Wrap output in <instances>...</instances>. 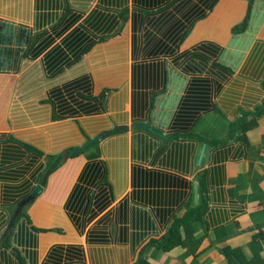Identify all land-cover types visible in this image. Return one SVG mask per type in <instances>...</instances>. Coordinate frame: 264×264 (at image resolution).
Returning <instances> with one entry per match:
<instances>
[{
    "label": "crops",
    "instance_id": "1",
    "mask_svg": "<svg viewBox=\"0 0 264 264\" xmlns=\"http://www.w3.org/2000/svg\"><path fill=\"white\" fill-rule=\"evenodd\" d=\"M263 7L264 0H0V29L7 25L14 31L11 43L0 40V242L13 229L3 236L19 201L61 158L43 191L14 223L26 220L35 236L36 262L26 247V264H264V115L245 139L234 136L224 145L204 143L215 140L206 129L196 133L198 140H169L176 132L172 121L161 127L155 113L174 114L184 87L170 90L174 109L157 111L151 91L141 90L134 78L152 65L167 79H197L192 74L198 72L188 67L207 59L210 46L217 47L201 75L211 79L213 109L191 128L195 133L206 116L214 123L220 113L227 117L226 138L231 123L251 118L264 104ZM244 19L253 39L242 57L232 58L240 54L228 46L232 28ZM77 29L92 37L90 52L70 66L55 65L53 54L65 50L67 37ZM45 39L52 45L41 47ZM220 66L233 72L222 76ZM107 89L112 93L99 102ZM164 93L156 89L153 97ZM141 123L161 138L143 158L132 144L143 130L133 125ZM117 126L127 131L84 148ZM178 144L191 145L189 160L180 170L160 165ZM76 149L82 152L71 155ZM203 173V194L198 186V203L202 194L207 204L202 222L180 230L183 245L170 251L150 247L172 219L198 205L194 184ZM157 175L173 184L146 180ZM143 218L149 222L141 223ZM11 254L0 246V264L18 263Z\"/></svg>",
    "mask_w": 264,
    "mask_h": 264
},
{
    "label": "trees",
    "instance_id": "2",
    "mask_svg": "<svg viewBox=\"0 0 264 264\" xmlns=\"http://www.w3.org/2000/svg\"><path fill=\"white\" fill-rule=\"evenodd\" d=\"M55 1V0H54ZM264 10V7L262 8ZM236 16L239 14V9H235ZM238 17V16H237ZM247 22L244 19L242 22L238 23L237 26L232 28V39L229 41V47H234L239 49L240 54H231L230 57L232 58H240L249 48L253 36L247 34ZM13 28L7 25H3L0 29V40L2 43H11L14 37ZM39 37H43V34L38 35ZM20 44L24 45L27 42L26 36L21 33L19 36ZM240 40V41H239ZM92 41V37L88 33V31H83L80 29L75 30L74 33L67 37V41L65 43V50L58 49L59 54H53V58L55 61V65L61 66L63 64L71 65L73 63L79 62L86 54H88L92 48L89 43ZM53 41L51 42L50 39H45V42L41 44V47L47 48L51 46ZM90 46V48H88ZM217 47H209L208 51V58L200 61L196 64H191L188 67V70L191 72H198L193 73V76L199 75L193 80H189L185 82L182 78L183 75H175L173 78L167 79V76L164 74L162 68L158 66L153 67L152 65H148L143 67L140 70V75H134L136 82H138V87L144 91H151V105L152 108L158 107L162 110H166L168 107H172L171 109L175 108L176 99L173 97L175 92L170 90H178L182 89L183 95L178 102V109L172 115L170 113H155V123L161 127H164L165 122L172 121V127L175 133L168 135L169 140L177 139L178 141H183L184 139L189 140H198L196 138V134L192 131L191 126L195 124V122L203 115L211 113L213 109L211 93L212 91V83L211 79L202 77L201 75L205 72V66L207 62L212 61V55L218 52ZM2 50H0V54ZM4 55L1 54V57ZM226 53V57H227ZM214 64V63H213ZM215 65V64H214ZM224 72L221 73L223 76L224 74H231L233 69L225 66H220ZM186 73H184L185 75ZM264 82V81H263ZM169 88V90H168ZM159 90L162 93L168 90L167 93H164L155 100L153 97V91ZM112 90L107 89L104 90L103 93L98 97V101L103 103L110 94ZM147 96V95H146ZM142 99H144V95H142ZM105 107V104H104ZM158 111V110H157ZM264 115V104L256 108V111L249 116L242 117L237 121H234L229 126L228 136L222 139L217 140H205L203 142L210 145V146H220L224 145L228 142L229 139L236 136L237 139H245V134L252 128L256 126V122L258 118ZM152 122V121H151ZM171 123V122H170ZM148 128V126H147ZM143 129L138 130L136 136L132 137V144L134 146V152H138L137 156H147L149 155L152 150H156L157 142L156 139L161 140V138L150 131V129ZM142 129V128H141ZM190 130V131H188ZM127 128L124 126H117L113 130L106 132L107 135H116L122 134L126 132ZM155 131H159L155 129ZM153 138V139H152ZM155 139V140H154ZM98 142H95L96 144ZM167 144V142H164ZM164 144V145H165ZM181 146H174L166 156L163 158L162 161L159 162L160 165H168L175 170H180L183 163L185 162L184 159L187 161L189 160V155L192 152L191 145H184L178 144ZM164 146H158L156 153L153 155L154 157H158L160 153L164 150ZM142 155V156H141ZM162 175H157L156 177L146 176V180L156 181L154 183L158 184H173L170 179H166ZM199 192L203 194L205 192V173L197 177ZM177 186H185L184 182L174 181ZM202 194H199V203L198 205L194 206L193 201L191 200L190 204L192 206L187 207L185 211H183L182 215L175 217L172 219L166 234L162 236L160 239L151 241L148 245L150 247H155L161 251H170L171 249L183 245V241H181L180 230L183 227L190 226L196 222H202V217L206 210V197ZM146 214V213H145ZM20 216H24V213ZM27 217V216H26ZM149 222L148 218H143L141 223ZM32 228L28 224V222L24 219H18L16 224L14 225L12 231L7 235V237L0 242V246L5 250L11 249L12 254L10 259L15 256L18 259V263L15 264H26V256H28V252L26 251V247L30 248L31 257L36 262V252L32 250L35 246V241L33 239L35 236L31 231ZM190 251H194V248L190 247ZM12 264V262L10 263ZM137 264H146L145 261L140 260Z\"/></svg>",
    "mask_w": 264,
    "mask_h": 264
},
{
    "label": "water",
    "instance_id": "3",
    "mask_svg": "<svg viewBox=\"0 0 264 264\" xmlns=\"http://www.w3.org/2000/svg\"><path fill=\"white\" fill-rule=\"evenodd\" d=\"M147 124L148 123H141V124H134L133 128H142V129H146L147 128ZM107 134H101L98 137H96L95 139H92L91 141L87 142L84 145V148L91 145L92 143H94L95 141L101 140L103 137H107ZM162 137V135H160ZM204 150H205V144L202 145L201 150L199 152L198 158H197V166L201 165L202 159H203V154H204ZM77 152H82L81 150H74L71 155L77 153ZM61 160V158H58L57 161L54 162V164L51 165V168H55V166L58 164V162ZM50 170L47 172V174L45 175L43 181L41 182V184L37 185L35 187V189L33 190L32 194H30L27 197L22 198L19 203L17 204V209L14 211L12 218L10 219L7 229L4 233L3 236H6L8 234V232L13 228L14 223L16 218L22 213L23 208L25 207V205L31 201H34V199L43 191V188L45 186V183L47 181V178L49 176ZM194 203L197 204L198 203V184L195 183L194 184Z\"/></svg>",
    "mask_w": 264,
    "mask_h": 264
},
{
    "label": "rangeland",
    "instance_id": "4",
    "mask_svg": "<svg viewBox=\"0 0 264 264\" xmlns=\"http://www.w3.org/2000/svg\"><path fill=\"white\" fill-rule=\"evenodd\" d=\"M120 80V75L119 76H115V85L114 86H118V83H116V81H119ZM119 90V89H118ZM215 117V121L216 122H212L209 120V116H206L198 125V127L196 128L195 130V134L196 133H199V131L202 129L203 132H204V129H206L210 134L207 135L208 138H211V139H220L222 138L223 136L226 135V130L225 128L228 126V124H226V122H224V120L227 119L226 116L220 114V113H216L214 115ZM218 129L219 132L221 133H218L217 131H215L213 134L212 132L215 130V129ZM212 134V135H211Z\"/></svg>",
    "mask_w": 264,
    "mask_h": 264
}]
</instances>
